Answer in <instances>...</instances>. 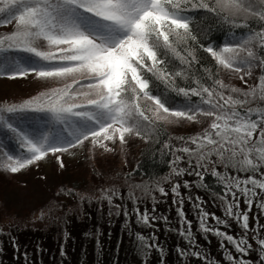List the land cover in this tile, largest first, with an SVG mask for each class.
I'll list each match as a JSON object with an SVG mask.
<instances>
[{
    "label": "snow or ice",
    "instance_id": "snow-or-ice-1",
    "mask_svg": "<svg viewBox=\"0 0 264 264\" xmlns=\"http://www.w3.org/2000/svg\"><path fill=\"white\" fill-rule=\"evenodd\" d=\"M194 10L224 14L233 23L238 18L244 24L250 18L264 22V0H259V6L256 0H0V26L14 24L12 32L0 36V76L23 79L34 75L62 82L21 104L0 108V136L10 134L23 150L16 156L3 153L12 161L10 171L16 173L47 153L65 152L89 140L94 147L112 151L107 142L124 145L126 137L141 136L157 120L197 121L199 116L211 118V123L190 139L194 147L179 149L190 163L195 158L201 167L203 161L216 156L226 167L240 171H258L264 166V149L257 148L264 144V112L241 110L257 99L264 100V93L257 95L255 86L242 93L238 88L229 89L212 74L208 78L212 83L190 79L187 88L176 83L186 69L200 63V48L217 66L242 72V80L254 68L264 71V23L242 42L218 47L210 39L201 43L193 33L190 12ZM154 80L171 84L184 97H198L200 103L191 101L173 109L166 96L153 91ZM258 85L264 88V75ZM232 93H240L243 99ZM5 113L42 115L33 116L30 131H25ZM40 121L59 127L41 132ZM254 152H258L255 161ZM180 160L177 156L174 163ZM261 176L234 181L249 209V194L256 195V188L264 190V173ZM231 194L235 199V192ZM228 214H233L232 205ZM238 218L247 230L248 215ZM147 219L145 216V222ZM226 238L245 255L251 247L247 240ZM258 243L264 250V239Z\"/></svg>",
    "mask_w": 264,
    "mask_h": 264
},
{
    "label": "trees",
    "instance_id": "trees-1",
    "mask_svg": "<svg viewBox=\"0 0 264 264\" xmlns=\"http://www.w3.org/2000/svg\"><path fill=\"white\" fill-rule=\"evenodd\" d=\"M256 3L259 6V0ZM190 16L193 33L201 43L210 39L211 44L218 47L230 41L242 42L249 32L264 23L258 18H250L247 24L238 18L233 23L224 14L215 16L204 10H194ZM13 30L14 26L0 31V36ZM198 54L200 63L185 70L176 81L179 86L187 88L190 79L205 80L212 74L229 89L238 88L242 93L255 86L257 95L264 93V88L258 85L264 71L255 69L254 85L242 89L229 78L239 73L225 69L223 72L202 48ZM176 66L179 70V61ZM26 78L0 76V108L21 104L62 86V82L41 80L40 90L21 98L12 100L2 94L3 83L21 82ZM208 83L212 81L208 79ZM152 87L154 92L168 98L173 109L191 101L200 103L198 97L178 94L171 84L154 80ZM232 95L243 99L240 93ZM247 108L264 112V100L257 99L241 110ZM9 115L5 113L6 117ZM36 115L42 114L28 113L24 117L11 114L10 118L30 131L28 125ZM169 120L173 122L155 121L141 136L132 135L126 138L124 145L108 147L112 151L90 144L86 153L69 166L61 167L59 158L54 157L55 175L49 183L42 181L37 161L16 173L11 172L12 161L3 153L16 156L23 150L14 138H9L10 134L0 136V246L9 250L11 260L14 261L19 252L20 261L26 257L31 260L30 264H218L219 253L209 237V230H205L209 222L202 218L203 210L220 214L227 221H215L220 227L217 233L226 238L225 226L234 230L236 223L241 222L231 194L237 190L231 172L254 176L264 173V166L258 171H240L238 167H226L220 160L211 171L206 160L197 167L196 159L192 158L190 163L189 157L179 149L194 147L190 139L201 134L211 118ZM38 127L41 132H48L59 125L40 121ZM258 145L264 149V144ZM177 156L181 160L174 163ZM213 160L218 158L214 156ZM181 169L183 171L177 174ZM176 185L179 187L173 192ZM229 205H232L235 220L228 214ZM254 208L255 215L262 210L259 205ZM4 222L9 224L6 229ZM184 243L186 251L181 250ZM255 244L256 264H264L261 260L264 250L258 242ZM235 264H239V260Z\"/></svg>",
    "mask_w": 264,
    "mask_h": 264
},
{
    "label": "rangeland",
    "instance_id": "rangeland-1",
    "mask_svg": "<svg viewBox=\"0 0 264 264\" xmlns=\"http://www.w3.org/2000/svg\"><path fill=\"white\" fill-rule=\"evenodd\" d=\"M12 26H14V24H10V25H6V26H0V31H6L9 30ZM222 71L224 72V69H222ZM255 68L252 70L251 75H244V79H240V76L243 75V73H239L238 76L231 74L229 75V78L231 79L232 83L235 84L236 86H239L242 89H248L249 87L254 85V76H255ZM30 79H25L23 81H16V82H6L3 83V88L4 90L2 91L3 95H6V97L10 98V99H15V98H21L27 94H31L33 92L38 89L39 86L43 85V81H41V79H32L34 77H29ZM46 85V84H44ZM1 90V89H0ZM258 136V132L254 134L253 140L256 139V137ZM130 137V136H128ZM126 137V138H128ZM91 141H85L83 145L81 146H77L75 148H70L68 149V151L65 152H58V153H47L43 159L37 161V166L40 168L39 172L41 173L40 175L43 177L42 181L44 183H49V179L53 180L52 178H54V157L59 158V161L66 165L69 166L75 162L78 161V159H80L85 153L86 150L90 147ZM119 141H117L115 144L111 143V142H107V147H111V148H116L119 146ZM258 149H262L259 145H257ZM258 155V152H254L252 155V159L255 161L256 157ZM214 156L209 157L208 164H209V170L213 171L216 169L215 163H220V160L218 159L217 161L213 160ZM232 173V177L234 180H236L237 178L240 181H243L245 179H247V177L249 176H245V174L242 173ZM48 175H50L48 177ZM257 179H262L261 174H255L254 175ZM244 185L241 184V187H243ZM249 188H252V185L249 184L248 185ZM255 190H258L256 193V195H251L249 194V198L252 200V204H251V210L249 209V205L247 203H245V196L244 194L239 191V190H235V194H236V198L234 199L236 203H234V208L236 207V205L238 204L237 207V212L239 214V216H242L243 214H247L249 219H248V229H244L242 227L243 221L241 219V222H237L236 223V227L234 230H232L231 228H229L228 226H225V233H227L228 236L233 237V239L235 241H240L241 239L247 240V244L251 245L250 248H248L247 254H243L241 252H238L236 250V246L235 244L229 242L227 240V238H222L220 236V234H217V229L220 228L217 226L216 222L217 220H223L222 215L214 213L212 211H205L203 210V214H202V218L205 221L209 222V237L211 238L212 241H214V246L217 248V254L218 258H219V262L218 264H235L238 263L240 261H243L244 264H256V252H253V249L255 247V243L259 242V240L264 239V231H262L263 227H264V190H261L259 188H256ZM253 196V198H252ZM261 206V212L255 215L254 212V207L255 206ZM228 211V210H227ZM246 211H249L248 213H245ZM230 217L233 218L232 215H229ZM257 218V219H255ZM235 220V219H234ZM223 222H227L226 220H223ZM240 226V227H239ZM9 224L4 222L3 223V228H8ZM253 239H257L258 241H255ZM186 243H184L181 246V250L186 251ZM245 247H247L245 245ZM29 254V253H28ZM184 257L186 258V255H184ZM230 257L232 259H230ZM26 258V257H25ZM23 259L22 261H20L19 259V252H17L16 257L14 258V261L11 260L10 257V252L8 249H6L5 247L0 246V264H30L31 260H27ZM184 258V259H185Z\"/></svg>",
    "mask_w": 264,
    "mask_h": 264
}]
</instances>
